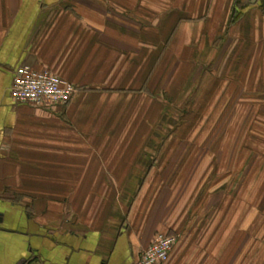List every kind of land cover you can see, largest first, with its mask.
<instances>
[{
	"label": "crops",
	"instance_id": "1",
	"mask_svg": "<svg viewBox=\"0 0 264 264\" xmlns=\"http://www.w3.org/2000/svg\"><path fill=\"white\" fill-rule=\"evenodd\" d=\"M240 2L0 0V264H140L158 233L178 239L163 264H264L263 189L231 210L174 195L183 164L160 146L229 41L235 105L264 110V0ZM23 64L78 93L14 101Z\"/></svg>",
	"mask_w": 264,
	"mask_h": 264
},
{
	"label": "rangeland",
	"instance_id": "2",
	"mask_svg": "<svg viewBox=\"0 0 264 264\" xmlns=\"http://www.w3.org/2000/svg\"><path fill=\"white\" fill-rule=\"evenodd\" d=\"M247 2L243 0V4ZM221 57L217 73L205 75L199 89L181 99L179 103L185 102L181 107L170 110L171 133L166 139L161 138L160 146L161 150L167 149L162 158L183 164L176 166L182 168L181 176L186 182L174 187V195L218 196L221 199L215 205H228L231 210L232 196L259 195L264 191V153L255 151L259 142L264 146V123L258 119L264 110L257 109L259 102L255 98L241 105H235L239 102L232 99V93H236L235 85L232 86V41L222 50ZM166 118L170 119L168 115ZM248 129L254 134L246 136ZM199 164L201 169L194 168Z\"/></svg>",
	"mask_w": 264,
	"mask_h": 264
},
{
	"label": "built area",
	"instance_id": "3",
	"mask_svg": "<svg viewBox=\"0 0 264 264\" xmlns=\"http://www.w3.org/2000/svg\"><path fill=\"white\" fill-rule=\"evenodd\" d=\"M78 87L51 70H37L30 65L16 69L10 95L18 103L41 106L46 103L66 105L78 93ZM177 242L172 234L158 233L152 243L143 250L140 264H163Z\"/></svg>",
	"mask_w": 264,
	"mask_h": 264
},
{
	"label": "trees",
	"instance_id": "4",
	"mask_svg": "<svg viewBox=\"0 0 264 264\" xmlns=\"http://www.w3.org/2000/svg\"><path fill=\"white\" fill-rule=\"evenodd\" d=\"M240 0H238V4H240ZM242 16V11H239V10H236L233 18H232V21H231V24L235 23L236 21H238V19Z\"/></svg>",
	"mask_w": 264,
	"mask_h": 264
}]
</instances>
